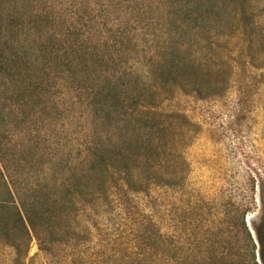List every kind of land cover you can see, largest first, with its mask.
<instances>
[{
    "label": "rangeland",
    "instance_id": "obj_1",
    "mask_svg": "<svg viewBox=\"0 0 264 264\" xmlns=\"http://www.w3.org/2000/svg\"><path fill=\"white\" fill-rule=\"evenodd\" d=\"M7 1L26 13L29 31L30 20H38L62 45L65 39L72 43L81 37L80 46L88 50L57 60L43 112H28L5 100L6 78L0 73V151L18 187L25 188L34 175L24 162L31 146L44 154L43 169L62 161L66 172L94 143L106 140L108 131L97 127L91 116L98 86L123 77L130 85L139 79L156 89L149 61L159 48L172 45L184 58L208 64L228 78L226 89L208 99L178 91L163 95L159 110L184 114L190 122L188 137H178L167 151L168 167L162 169L186 176L182 190L152 187L147 195L133 196L123 211L115 206L111 214L96 215L91 210L81 218V226L91 230L87 243L51 259L33 241L23 264H168L160 262L144 231L157 230L166 238L177 231L188 246L192 227L199 237L216 230L225 204L253 184L257 210L246 217L252 229L264 193V40L259 41L264 38V0H218L220 18L209 28L192 22L184 26L179 20L187 18L190 9L177 7V0ZM242 12L259 38L251 51L255 65L243 56L246 39L228 34L240 23ZM23 44L19 40L17 46ZM177 134L183 131L178 128ZM179 153L186 165L176 159ZM61 174L58 169L55 176ZM14 257L11 248L0 245V264H14Z\"/></svg>",
    "mask_w": 264,
    "mask_h": 264
},
{
    "label": "trees",
    "instance_id": "obj_2",
    "mask_svg": "<svg viewBox=\"0 0 264 264\" xmlns=\"http://www.w3.org/2000/svg\"><path fill=\"white\" fill-rule=\"evenodd\" d=\"M217 2L177 0V7L190 9L187 18L179 21L184 26L192 22L209 28L220 18ZM25 15L17 6L0 0V73L6 78L5 100L28 112H43L49 104L48 86L55 80L52 76L54 68L58 69L57 60L88 50L80 46L81 37L72 43L65 39L62 45L38 20H30L33 30L29 31ZM238 23L228 34L246 39L241 47L246 51L243 56L255 65L251 51L259 38H255L244 12ZM19 40L24 43L21 47L17 46ZM91 55L97 59V53ZM149 69L156 89L139 79L130 85L123 77L106 79L98 86L91 116L97 127L103 125L108 131V138L94 143L68 171L63 170L62 161L43 169L44 154L37 151L38 156L31 146L30 157L24 162L34 175L25 188L18 187L0 151V245L14 251V264H23L33 241L38 251L51 259H57L61 250L87 243L91 230L81 226V218L91 210L96 215H108L115 206L125 210L133 196L147 195L152 187L184 188L185 175L164 173L162 169L168 167L167 151L175 147L178 137H188L190 122L184 114L159 110L163 95L178 91L208 99L226 89L228 78L219 69L184 58L172 45L156 50ZM178 128L183 134H177ZM177 155L176 159L186 165L182 154ZM58 169L62 173L59 178L55 176ZM247 188L225 204L216 230L208 229L199 237L192 227L188 246L177 231L170 238L157 230L144 231V239L156 246L160 262L168 264H264V193L260 195L261 214L250 229L246 217L257 210V204L254 185Z\"/></svg>",
    "mask_w": 264,
    "mask_h": 264
}]
</instances>
